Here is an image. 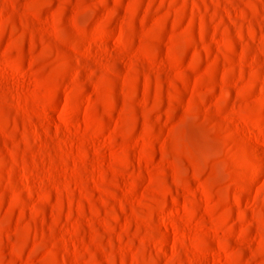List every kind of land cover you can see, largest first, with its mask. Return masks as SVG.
Masks as SVG:
<instances>
[{"label": "rangeland", "instance_id": "rangeland-1", "mask_svg": "<svg viewBox=\"0 0 264 264\" xmlns=\"http://www.w3.org/2000/svg\"><path fill=\"white\" fill-rule=\"evenodd\" d=\"M0 264H264V0H0Z\"/></svg>", "mask_w": 264, "mask_h": 264}]
</instances>
